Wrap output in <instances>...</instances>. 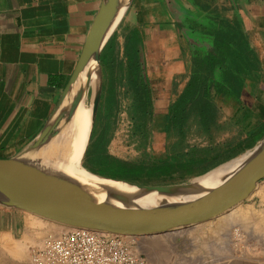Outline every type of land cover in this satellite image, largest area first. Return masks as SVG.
<instances>
[{"label":"crops","instance_id":"0c3cea01","mask_svg":"<svg viewBox=\"0 0 264 264\" xmlns=\"http://www.w3.org/2000/svg\"><path fill=\"white\" fill-rule=\"evenodd\" d=\"M103 1L0 0V159L25 151L55 113ZM228 28L247 36L216 69H197L204 54L192 53L196 40ZM258 35L264 38V0H132L94 71L80 166L99 178L163 187L250 153L264 138ZM184 108L186 120H169ZM127 146L135 151L124 152ZM22 213L0 204V244L19 233L22 219L40 223ZM44 230H36L37 241Z\"/></svg>","mask_w":264,"mask_h":264},{"label":"water","instance_id":"95a60500","mask_svg":"<svg viewBox=\"0 0 264 264\" xmlns=\"http://www.w3.org/2000/svg\"><path fill=\"white\" fill-rule=\"evenodd\" d=\"M115 1L104 0L101 4L86 36L69 85L55 113L26 150L40 147L54 134L59 120L66 111L72 88L80 79H87L95 65L99 67L101 51L120 23L107 36ZM98 99L99 95L95 112ZM21 154L12 159H0V204L67 227L132 237L148 236L196 224L226 212L246 200L255 191L257 184L264 180V138H262L248 153L247 161L233 176L197 197L180 204L155 209L113 210L85 202L80 198L83 194L70 183L47 176L36 167L19 162ZM120 183L138 189L157 190V195L166 198L172 197V194L163 191L164 189L188 184L140 187L125 182Z\"/></svg>","mask_w":264,"mask_h":264},{"label":"bare ground","instance_id":"6f19581e","mask_svg":"<svg viewBox=\"0 0 264 264\" xmlns=\"http://www.w3.org/2000/svg\"><path fill=\"white\" fill-rule=\"evenodd\" d=\"M130 2L131 0L115 1L107 36L120 22ZM97 66L92 68L89 76L86 77L87 79H80L72 88L66 111L59 120L54 134L40 147L23 152L19 157V162L36 167L47 176L70 183L83 194L80 198L85 202H92L107 209L136 211L143 208L155 209L186 202L233 176L247 161L248 154L234 158V160L215 168L211 172L191 180L186 185L168 187L163 191L172 194V197L169 198L157 195V190L138 189L87 173L80 166L79 159L85 146L91 112L89 95L93 87L94 71ZM257 194L260 195L261 191L258 190ZM68 196L70 195L68 194ZM251 213V207L242 208L238 204L225 212L223 217L226 215L235 220H246ZM49 225L64 226L54 222H49ZM64 227L72 229V227Z\"/></svg>","mask_w":264,"mask_h":264},{"label":"rangeland","instance_id":"374dc122","mask_svg":"<svg viewBox=\"0 0 264 264\" xmlns=\"http://www.w3.org/2000/svg\"><path fill=\"white\" fill-rule=\"evenodd\" d=\"M246 31L241 30L245 37ZM253 32L250 35L257 36ZM258 37L260 38L259 35ZM261 42L264 43V40ZM96 81L98 92V75ZM92 92L93 87L89 95L90 109ZM120 119L123 120H120L119 127L127 132L128 121L123 115ZM139 126L142 130L145 128L143 125ZM125 132L123 137L126 136ZM134 149V146H127L124 152L131 154ZM261 182L264 180L257 184L250 197L239 204L242 208H252V213L246 220H235L226 215L223 217V212L196 224L148 236H137V253L142 255L148 264H264V196L257 194ZM22 214L40 223L26 225L23 219L21 220L19 233L13 239L9 238L0 244V264H30L29 251L32 247L40 245L49 236H56L69 229L64 226H50L49 222L43 219L25 212ZM40 228H45L44 235L37 241L36 230Z\"/></svg>","mask_w":264,"mask_h":264},{"label":"built area","instance_id":"2783aa9c","mask_svg":"<svg viewBox=\"0 0 264 264\" xmlns=\"http://www.w3.org/2000/svg\"><path fill=\"white\" fill-rule=\"evenodd\" d=\"M137 239L84 228L65 229L29 251L30 264H148Z\"/></svg>","mask_w":264,"mask_h":264},{"label":"trees","instance_id":"16d2710c","mask_svg":"<svg viewBox=\"0 0 264 264\" xmlns=\"http://www.w3.org/2000/svg\"><path fill=\"white\" fill-rule=\"evenodd\" d=\"M224 30V31H223ZM243 37L242 33H240L237 30H234L232 28H228L227 31L225 29L219 30V31H214V32H207L203 38L196 40L197 44L193 48V52L195 54H204L203 57L200 59L197 58L195 61L196 68L199 70H204L206 72H210L213 69H216V67L219 66V64L222 62V58L227 52L231 50V48L234 46V43H239L241 41V38ZM110 40L108 41L107 45L105 46L102 54H101V63L104 61L106 57V53L108 52ZM192 48V46H190ZM239 51V50H238ZM246 48L243 45L242 46V52H245ZM200 111L202 114L206 112L208 115H203L206 116L207 118L210 117V109L207 107H202L200 108ZM171 117L169 120L173 119L177 120L179 115H185L182 120H186V116L188 115V111L184 109L177 110L174 115L170 113ZM171 124L169 125V127ZM135 130L140 129V126L136 125ZM142 129V128H141ZM140 129V130H141ZM139 130V131H140ZM143 143V142H142Z\"/></svg>","mask_w":264,"mask_h":264}]
</instances>
